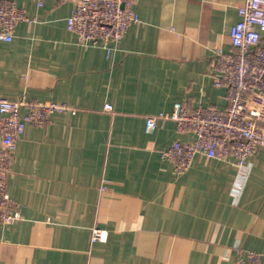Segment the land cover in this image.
<instances>
[{
    "label": "crops",
    "instance_id": "1",
    "mask_svg": "<svg viewBox=\"0 0 264 264\" xmlns=\"http://www.w3.org/2000/svg\"><path fill=\"white\" fill-rule=\"evenodd\" d=\"M13 1L29 20L0 38V96L73 110L18 139L0 264H264V148L246 172L197 154L178 173L161 151L195 134L171 118L146 129L177 101L226 106L217 55L243 0H135L140 21L109 49L68 29L72 1Z\"/></svg>",
    "mask_w": 264,
    "mask_h": 264
},
{
    "label": "built area",
    "instance_id": "2",
    "mask_svg": "<svg viewBox=\"0 0 264 264\" xmlns=\"http://www.w3.org/2000/svg\"><path fill=\"white\" fill-rule=\"evenodd\" d=\"M64 2L68 0H58ZM74 6L67 17V27L82 44L96 43L106 48L116 46L126 30L140 21L135 0H70ZM239 20L230 28L233 51H219L218 73L214 83L227 88L224 107L199 106L191 109L177 101L171 113L147 117L151 132L157 120H175L180 132L192 131L193 140L177 139L161 151L173 162L178 173L185 172L197 154L207 157L235 158L239 170L246 172L250 157L264 148V0H243L238 6ZM29 20L25 9L13 0H0V38L11 40L21 21ZM73 110L54 100L10 99L0 96V221L8 223L19 217L7 191V178L18 139L26 124L47 125L54 112ZM103 188V187H102ZM106 237L94 228L92 240ZM258 253L250 252L254 260Z\"/></svg>",
    "mask_w": 264,
    "mask_h": 264
}]
</instances>
